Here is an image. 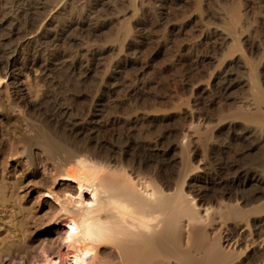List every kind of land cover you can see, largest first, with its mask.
I'll list each match as a JSON object with an SVG mask.
<instances>
[{"label":"bare ground","instance_id":"1","mask_svg":"<svg viewBox=\"0 0 264 264\" xmlns=\"http://www.w3.org/2000/svg\"><path fill=\"white\" fill-rule=\"evenodd\" d=\"M99 1L75 0L70 12L83 14ZM157 1L124 0L138 24L159 15ZM231 1L222 32L241 71L237 77L251 95L246 113L219 124L235 126L236 138L248 140L250 132H264V92L241 46L242 0ZM6 17L0 19V264H264V151L255 166L226 170L208 161L206 151L195 162L180 143L177 175L159 181L140 159L154 155L152 145L95 144L82 138L84 126L93 128L91 120L77 118L74 110L61 112L55 123L28 112L42 102L21 81L24 67L39 65L40 83L53 82L61 71L82 69V60L99 58L105 47L80 41L75 53L58 54L52 37L60 19L40 38L36 32L18 37L25 38L19 51L13 38L24 30L21 15ZM120 20L116 57L96 64L105 76L102 87L92 91L94 98L138 47L132 25ZM97 107L103 111L104 105ZM66 123L70 129L62 128ZM210 142L222 138L195 140L205 147ZM33 193V201L26 202Z\"/></svg>","mask_w":264,"mask_h":264},{"label":"rangeland","instance_id":"2","mask_svg":"<svg viewBox=\"0 0 264 264\" xmlns=\"http://www.w3.org/2000/svg\"><path fill=\"white\" fill-rule=\"evenodd\" d=\"M73 1L0 0V19L21 15L19 21L24 30L13 38L19 51L25 38L18 37L36 32L40 38L60 19L63 24L53 30L52 37H56L52 47L58 54L75 53L80 41L105 47L99 58L82 60V69L61 71L53 82L40 83L36 78L41 75L39 65L24 67L21 81L42 102V108L28 112L36 117L48 115L55 123L61 119V112L74 110L77 118L91 120L93 128L88 125L86 130L84 126L82 138H92L95 144L152 145L156 149L154 155L142 154L140 159L161 182L177 175L179 165L174 159L183 156L177 148L180 143L185 151L191 150L190 157L195 162L206 151L207 160L220 169L255 166V158L264 151V132H250L248 140H243L236 138L235 126L219 124L246 113L251 95L237 77L241 71L222 32L226 26L225 12L233 5L231 0H158L159 15L149 14L148 21L142 24L127 10L124 0H100L92 8L87 6L83 14L70 12ZM241 3L246 20L241 46L257 71L254 77L264 92V0ZM91 15H96L97 21ZM89 18L93 21L89 22ZM120 18L130 22L139 44L132 51L130 62L112 71L108 88L94 98L92 91L102 87L101 79L105 76L96 64L100 58L111 62L116 57ZM105 20L114 22L107 25ZM97 105H104L103 111L97 112L101 108ZM62 128L70 129V123ZM197 131L198 135L191 136ZM208 135L222 138V142H210L206 147L195 143L198 136ZM221 148L226 153L213 154ZM35 195H28L25 201H33ZM44 235H34V241Z\"/></svg>","mask_w":264,"mask_h":264}]
</instances>
